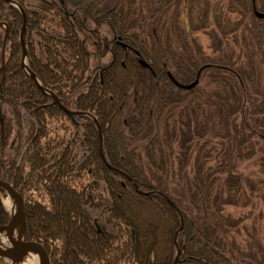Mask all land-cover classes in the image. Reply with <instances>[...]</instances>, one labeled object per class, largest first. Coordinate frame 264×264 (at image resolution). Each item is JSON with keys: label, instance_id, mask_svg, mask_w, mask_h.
Instances as JSON below:
<instances>
[{"label": "trees", "instance_id": "trees-1", "mask_svg": "<svg viewBox=\"0 0 264 264\" xmlns=\"http://www.w3.org/2000/svg\"><path fill=\"white\" fill-rule=\"evenodd\" d=\"M14 1L26 65L58 103L22 68V16L0 0V176L21 193L25 236L50 264H172L177 250L175 264H264V229L260 239L244 223L243 245L232 235L240 218L224 213L264 205L253 51L222 53L226 31L213 28L220 55L205 54L178 24L180 0ZM237 1L259 47L264 0ZM252 159L263 178L239 173ZM8 218L0 204V224Z\"/></svg>", "mask_w": 264, "mask_h": 264}, {"label": "rangeland", "instance_id": "rangeland-1", "mask_svg": "<svg viewBox=\"0 0 264 264\" xmlns=\"http://www.w3.org/2000/svg\"><path fill=\"white\" fill-rule=\"evenodd\" d=\"M179 6L182 11L177 18L178 24L180 27L191 29L189 36L195 38L201 44V48L205 54L212 56L220 55L219 51H215L212 48L214 44L213 40L206 33L213 28H215L218 34L220 33V29L226 31V36L223 40L227 42V49L225 48L222 53H232V56H236L238 54L244 55L252 50L254 53L252 59L257 61L259 65L261 83L264 85V22L258 27L257 40L259 39L258 41L260 42L258 47V44H256L249 34L248 30L251 28V25H249L248 19L243 18L239 12L237 0H209L208 2L206 0H180ZM229 6L232 7L233 11H229ZM215 16L219 24L218 26L214 23ZM171 20L173 19L170 17ZM237 22H240V25ZM238 170L242 176H248L253 178V180H255L254 177L256 176L257 178H263V173L259 171L256 159L240 163ZM256 182L259 183L257 180ZM255 204L257 206L253 211H249L250 207L241 205L237 207L226 206L224 208V213H230L234 217L240 218L239 232L235 233V231H232V235L235 236L236 241L239 240L243 245L251 242L248 233H254L258 238H262L264 219L262 218L263 215L261 216V210H264V205L262 201L259 202L257 200ZM244 223L249 226L248 233L244 231Z\"/></svg>", "mask_w": 264, "mask_h": 264}, {"label": "water", "instance_id": "water-1", "mask_svg": "<svg viewBox=\"0 0 264 264\" xmlns=\"http://www.w3.org/2000/svg\"><path fill=\"white\" fill-rule=\"evenodd\" d=\"M8 3L12 4L15 6L19 12L21 13L22 16V24L20 28V47H21V66L25 70V72L34 80V82L37 84V86L46 94L50 95V97L58 103V100L56 99V96L53 93L48 92L47 90L43 89L36 76L34 73H32L25 64V56H26V48L24 44V29H25V21H26V16L24 10L21 8V6L13 1V0H6ZM257 17L261 18L263 17V13L257 12L256 13ZM6 26L5 23L0 22V26ZM8 32L7 29H5V34ZM4 60L3 56V50H2V63ZM2 90H1V81H0V101L2 99ZM60 105V104H59ZM61 106V105H60ZM63 110L67 114H75L76 112H72L69 110H66L63 106H61ZM80 114L86 115L88 117H91L95 122L96 120L88 113L85 112H78ZM100 141H101V136H100ZM100 155L104 163L110 168H114L110 165L107 164L105 157L103 155V152L100 148ZM134 188L138 193H143V194H148L149 192H144L140 189H138L137 185L133 182ZM0 188L5 190L6 192H9L13 194L15 198V207L13 212L10 214L8 222H6L3 225H0V236H1V241H0V259L4 258L7 259L9 262L5 264H20V262L23 260L25 256H27L29 253H36L37 257L39 258V264H50L49 260V253L48 250L46 249L45 245L41 243L40 241H36L33 239H25V213H24V208H23V198L22 195L13 187L12 184L8 183L7 181L3 180L0 178ZM170 202V201H169ZM171 203V202H170ZM172 204V203H171ZM178 210V209H177ZM17 220H22L23 221V234L21 237L16 239L15 237L11 236L9 234V229L11 226L17 221ZM182 218L180 216V227L179 229L182 228ZM178 259V250L176 251L174 260L172 264H175Z\"/></svg>", "mask_w": 264, "mask_h": 264}, {"label": "bare ground", "instance_id": "bare-ground-1", "mask_svg": "<svg viewBox=\"0 0 264 264\" xmlns=\"http://www.w3.org/2000/svg\"><path fill=\"white\" fill-rule=\"evenodd\" d=\"M21 24H22V22H21ZM4 27L6 29H8L7 24ZM25 27H26V25H25ZM20 28H21V26H20ZM24 33H25V29H24ZM1 55H2V51H1ZM1 65H3L2 61H1ZM105 165H106V163H105ZM0 202L2 203V205L6 208V210L9 213L13 212L14 207H15V198H14L13 194L6 192L5 190L0 188ZM9 234L13 237H21L23 234V221L17 220L9 229ZM34 240L38 241V239H34ZM41 243H43V242H41ZM178 254H179V252H178ZM21 264H39V259L36 255V253H29L24 258V261Z\"/></svg>", "mask_w": 264, "mask_h": 264}]
</instances>
